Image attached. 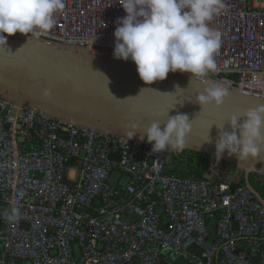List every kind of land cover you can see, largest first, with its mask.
<instances>
[{
    "label": "built area",
    "instance_id": "obj_1",
    "mask_svg": "<svg viewBox=\"0 0 264 264\" xmlns=\"http://www.w3.org/2000/svg\"><path fill=\"white\" fill-rule=\"evenodd\" d=\"M119 2L66 0L55 29L37 38L114 56ZM224 2L209 78L264 99L251 85L264 72V0ZM172 155L0 97V264H264V196L221 160L198 178L172 173ZM255 182L264 188V177ZM13 207L19 222L4 216Z\"/></svg>",
    "mask_w": 264,
    "mask_h": 264
},
{
    "label": "water",
    "instance_id": "obj_2",
    "mask_svg": "<svg viewBox=\"0 0 264 264\" xmlns=\"http://www.w3.org/2000/svg\"><path fill=\"white\" fill-rule=\"evenodd\" d=\"M7 39L8 48L0 51V97L75 127L126 140L124 128L130 123H140L143 130L152 121L164 123L168 117L187 114L192 132L187 137L185 151L206 157L203 171L209 160L217 159L218 128H223L233 114L264 106V99L230 90L232 94L222 108L208 106L202 110L195 101L204 85L195 80L190 83L191 75L169 73L165 81L146 85L131 60L125 62L39 38L14 35ZM46 89L51 90V99L43 97ZM225 130L230 131L227 124ZM141 135L137 133L129 141L148 143L146 136L141 141ZM220 160L241 172L245 185L261 199L249 177H264V154L262 160L240 164L236 156L229 157L225 152ZM111 176L112 180L116 174ZM214 224L212 221L208 227L213 229ZM213 237L211 232L210 238ZM248 252L249 249L247 256ZM250 260L254 264L258 262V258Z\"/></svg>",
    "mask_w": 264,
    "mask_h": 264
},
{
    "label": "clouds",
    "instance_id": "obj_3",
    "mask_svg": "<svg viewBox=\"0 0 264 264\" xmlns=\"http://www.w3.org/2000/svg\"><path fill=\"white\" fill-rule=\"evenodd\" d=\"M119 4L126 16L116 21L115 59L134 62L146 85L165 81L169 73L191 74L190 83L195 80L204 85L195 101L202 110L224 106L232 94L230 89L209 78L217 71L216 56L222 47V33L212 22L226 9L224 0H122ZM65 8L66 0H0V51L8 48L7 37L17 33L33 39L50 33ZM251 85L264 88V72L254 74ZM42 95L51 99V90H44ZM226 124L230 131L225 130ZM226 124L218 128L216 158L222 159L227 152L229 157L236 156L240 164L262 160L264 106L233 114ZM191 132L187 114L168 117L164 123L152 121L143 130L135 122L124 128L128 140L137 133H142L141 141L146 136L152 152L157 154L169 150L183 153ZM4 216L15 222L23 218L17 207L5 210Z\"/></svg>",
    "mask_w": 264,
    "mask_h": 264
},
{
    "label": "trees",
    "instance_id": "obj_4",
    "mask_svg": "<svg viewBox=\"0 0 264 264\" xmlns=\"http://www.w3.org/2000/svg\"><path fill=\"white\" fill-rule=\"evenodd\" d=\"M205 159V156L188 151H184L183 153L179 154L176 153L172 155V164L168 166L169 171H172V173H177L179 175L191 174L198 178L203 173V162ZM176 164H178V166ZM256 177V175H251L249 177V182L252 188L259 194V196L263 197L264 188H262L261 186H259V184L255 182ZM241 183L245 184L243 175Z\"/></svg>",
    "mask_w": 264,
    "mask_h": 264
}]
</instances>
